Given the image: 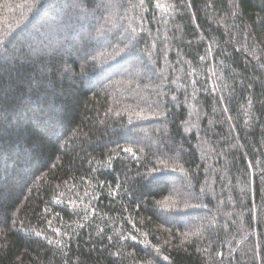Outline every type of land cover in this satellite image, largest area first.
I'll use <instances>...</instances> for the list:
<instances>
[{"label": "trees", "instance_id": "obj_1", "mask_svg": "<svg viewBox=\"0 0 264 264\" xmlns=\"http://www.w3.org/2000/svg\"><path fill=\"white\" fill-rule=\"evenodd\" d=\"M0 264H264V0H0Z\"/></svg>", "mask_w": 264, "mask_h": 264}]
</instances>
